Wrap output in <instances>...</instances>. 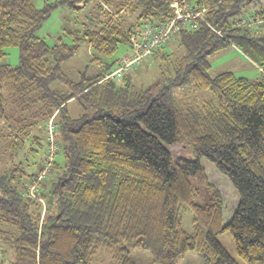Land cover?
<instances>
[{
  "label": "trees",
  "instance_id": "trees-1",
  "mask_svg": "<svg viewBox=\"0 0 264 264\" xmlns=\"http://www.w3.org/2000/svg\"><path fill=\"white\" fill-rule=\"evenodd\" d=\"M89 1L43 0L38 8L31 0H0V150L6 160L0 172V251L12 252L8 264H90L102 250L116 264H137L132 248L149 251V264H178L190 250L204 264H238L217 238L224 231L240 259L261 264L264 9L246 5L264 0H188L206 7L204 21L161 43L150 57L158 56L159 76L139 88L129 73L118 83L106 78L121 56L99 64L100 72L82 71L78 79L61 64L82 44L100 61L120 44L130 50L129 35L140 23L157 27L173 16L172 0H93L94 9L75 27L63 28L52 45L36 35L58 5L79 10ZM248 15L262 22L239 25ZM229 42L262 69L260 78L230 71L209 75V56ZM168 43L173 48L165 52ZM9 46L18 47L13 67L2 61ZM176 50L181 54L170 72L166 62ZM185 88L209 90L211 97L192 103L182 98ZM72 100L82 109L76 117L67 113ZM50 119L56 151L37 197L24 196L42 167ZM42 132L46 147L37 163ZM203 158L238 194L226 224L214 185L204 182L208 200L195 201L200 190L194 179L205 181ZM181 206L192 213L190 232L182 227Z\"/></svg>",
  "mask_w": 264,
  "mask_h": 264
},
{
  "label": "rangeland",
  "instance_id": "rangeland-1",
  "mask_svg": "<svg viewBox=\"0 0 264 264\" xmlns=\"http://www.w3.org/2000/svg\"><path fill=\"white\" fill-rule=\"evenodd\" d=\"M31 1L38 8L42 7L43 5V0ZM93 6V0H90L85 5V7L80 8L79 10H74L67 3L58 5L52 9L49 17L38 28L36 35L44 39L48 45H52L55 42L56 37L61 34L63 28L75 27L77 24H79L80 20H83L86 10L90 7L93 8ZM246 6H249V8H251L250 10H259L261 8L264 9V1L261 3H250ZM172 48L173 44L168 43L163 51L170 52ZM127 49L128 48L126 45L120 44L113 55L110 57H103L100 61L99 59H96V54L93 53L92 49H90L87 44H82L79 47L77 54L65 60L61 64V68L70 78L78 79L82 71L87 72V74L100 72L99 64L115 61L117 58L122 56L127 51ZM4 51L6 55L2 61L12 67L16 66L19 61L18 47H5ZM179 54H181V52L176 50L169 61L166 62V64H168L167 70L170 72L175 65L176 59H178ZM208 60L210 64L208 73L210 76H214L223 71H230L236 76L255 80L263 75L259 71L258 66L236 45L230 42L225 43L220 49L213 52L209 56ZM163 68L166 67L163 66ZM159 69L160 64L158 56L152 57L147 60H142L136 64L131 73L128 74V77L135 87H144L156 80V78L159 76ZM180 92L182 94V98H189L192 103H198L205 98L211 97L210 91L205 89L191 91L188 88H185L184 90H180ZM67 113L72 117H76L82 113V109L79 107L76 101L72 100L67 103ZM180 138L182 137L180 136ZM40 142L42 148H40L38 153H36L34 159L37 163L39 162V153L44 151L46 147L45 134L43 132L40 136ZM187 156L192 155L191 153H187ZM61 158L60 161L63 162V158ZM5 164L6 160L4 159L3 153L0 150V172L5 167ZM201 164L204 167L205 181L199 177L194 179L196 186L200 190L199 196L195 198V201L198 203H205L208 200L209 192L205 188L204 182L214 185L219 190L223 198V223L226 224L230 220L238 203V194L229 179L225 175L218 172L210 161L203 158L201 159ZM33 170H36V166L33 167ZM180 213L182 217L183 229L187 232H190L192 229L191 211L188 208L181 206ZM217 238L238 264H246L236 255L234 245L228 231L220 233ZM7 248L9 249L10 245ZM130 252L137 264H149V251L141 248H132ZM11 257L12 252L10 249L7 251V253L2 250L0 251V260L5 258L3 264H8L7 259L9 260ZM90 264H116V262L113 260L110 253L102 250L94 255L90 261ZM178 264H204V261L194 251L190 250L178 260ZM261 264H264V262Z\"/></svg>",
  "mask_w": 264,
  "mask_h": 264
},
{
  "label": "built area",
  "instance_id": "built-area-1",
  "mask_svg": "<svg viewBox=\"0 0 264 264\" xmlns=\"http://www.w3.org/2000/svg\"><path fill=\"white\" fill-rule=\"evenodd\" d=\"M170 7L173 16L164 21L160 26H153L150 22L140 23L129 35L130 50H127L119 59V64L112 72L106 75L115 82H120L122 77L130 73L135 65L142 60H147L157 50L161 43L173 37L177 32L183 29L194 30L196 28V20L204 21L203 12L206 10L204 5H197L188 0H172ZM262 19L258 16L248 15L241 20L239 25L248 27L258 26ZM259 71L262 69L258 67ZM48 144L47 151L43 157L41 169L36 173L34 179L28 183L23 190L22 195L29 197H37L40 190V181L45 178L50 168L51 160L56 151L55 143V127L50 119L46 126ZM41 200V199H40ZM42 201V200H41Z\"/></svg>",
  "mask_w": 264,
  "mask_h": 264
}]
</instances>
